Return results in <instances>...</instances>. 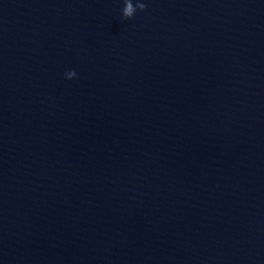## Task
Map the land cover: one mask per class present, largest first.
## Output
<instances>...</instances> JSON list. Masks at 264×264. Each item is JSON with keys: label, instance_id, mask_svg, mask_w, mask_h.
Here are the masks:
<instances>
[{"label": "water", "instance_id": "1", "mask_svg": "<svg viewBox=\"0 0 264 264\" xmlns=\"http://www.w3.org/2000/svg\"><path fill=\"white\" fill-rule=\"evenodd\" d=\"M131 2L0 0V264H264V0Z\"/></svg>", "mask_w": 264, "mask_h": 264}, {"label": "clouds", "instance_id": "2", "mask_svg": "<svg viewBox=\"0 0 264 264\" xmlns=\"http://www.w3.org/2000/svg\"><path fill=\"white\" fill-rule=\"evenodd\" d=\"M146 8H147V5L145 3H138L134 7L131 0H125V7L123 9V17L125 19H132L137 10L143 12L146 10ZM75 77H76L75 71H72L66 74V78L69 80Z\"/></svg>", "mask_w": 264, "mask_h": 264}]
</instances>
